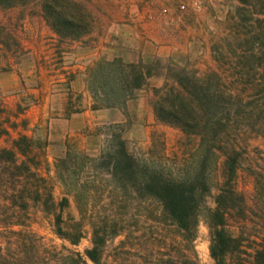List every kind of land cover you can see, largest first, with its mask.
<instances>
[{
  "label": "trees",
  "instance_id": "16d2710c",
  "mask_svg": "<svg viewBox=\"0 0 264 264\" xmlns=\"http://www.w3.org/2000/svg\"><path fill=\"white\" fill-rule=\"evenodd\" d=\"M33 1L60 41H79L90 32V16L74 0H0L6 54L21 51L9 14ZM240 3V21L254 29L251 48L236 55V77L247 81L227 83L217 72L197 75L155 57L115 56L88 71L91 109H117L127 122V102L150 88L156 121L196 138L184 165L148 162L113 123L105 126L112 134L106 133L96 158L65 146L55 158L54 178L43 166L45 142L21 134L11 147L0 145V264H198L194 240L204 209L213 264H264V171L250 169L251 192L237 188L243 135L255 131L264 138V17L253 18V8ZM154 77L162 79L159 87H149ZM219 159L222 176L207 208L210 166ZM37 216L50 222L61 244L33 228ZM85 235L90 246L81 253L72 246Z\"/></svg>",
  "mask_w": 264,
  "mask_h": 264
},
{
  "label": "rangeland",
  "instance_id": "374dc122",
  "mask_svg": "<svg viewBox=\"0 0 264 264\" xmlns=\"http://www.w3.org/2000/svg\"><path fill=\"white\" fill-rule=\"evenodd\" d=\"M74 1L90 16V32L79 41H60L44 22L38 1L9 14L21 51L14 57L0 46V145L11 147L21 134L45 142L41 158L54 178L55 158L65 146L96 158L106 144V133L112 134L105 126L113 123L119 124L117 132L123 131L130 146L148 162H166L174 168L184 165L196 147V138L156 121L150 88L139 90L127 102V122L117 109H91L88 71L98 61L115 56L126 61L155 57L162 64L186 65L197 75L217 72L227 83L247 81L236 77L241 65L236 55L251 48L254 29L238 17L240 0ZM245 2L253 8V18L264 17V0ZM6 17L1 13L0 22H6ZM161 83L162 79L154 77L149 87ZM259 134L245 133L241 141L244 149L237 188L246 193L252 190L250 169L264 171V138ZM221 160L217 167L215 163L210 166L213 189L206 197L207 208L213 207L217 194ZM54 194L59 198L57 185ZM37 217L33 228L48 242L61 244L50 222ZM172 234L166 235V242ZM120 239L110 241L107 251ZM127 241L134 243L132 237ZM209 244L204 209L194 240L198 264H213ZM89 246V235H85L72 247L83 253Z\"/></svg>",
  "mask_w": 264,
  "mask_h": 264
}]
</instances>
